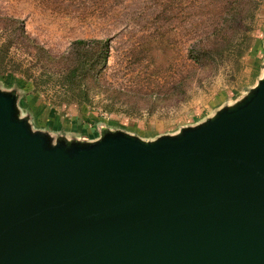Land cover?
Listing matches in <instances>:
<instances>
[{
  "label": "water",
  "instance_id": "1",
  "mask_svg": "<svg viewBox=\"0 0 264 264\" xmlns=\"http://www.w3.org/2000/svg\"><path fill=\"white\" fill-rule=\"evenodd\" d=\"M54 141L0 91V264H264V75L177 136Z\"/></svg>",
  "mask_w": 264,
  "mask_h": 264
},
{
  "label": "rangeland",
  "instance_id": "2",
  "mask_svg": "<svg viewBox=\"0 0 264 264\" xmlns=\"http://www.w3.org/2000/svg\"><path fill=\"white\" fill-rule=\"evenodd\" d=\"M200 4L0 0V91L14 94L18 117L53 142H94L105 132L144 142L177 136L241 103L264 75V0L242 9L231 46L216 62L188 75L189 45L214 20ZM78 40L102 41L107 48L106 62L84 65L87 103L63 89L58 75V58ZM86 55L73 51L65 63L88 61Z\"/></svg>",
  "mask_w": 264,
  "mask_h": 264
},
{
  "label": "trees",
  "instance_id": "3",
  "mask_svg": "<svg viewBox=\"0 0 264 264\" xmlns=\"http://www.w3.org/2000/svg\"><path fill=\"white\" fill-rule=\"evenodd\" d=\"M192 1V0H191ZM201 7L205 10L204 15L209 12L214 20L212 27L204 26L203 37L191 43L187 50V61L189 64L188 75H192L197 68L216 62V56L225 52L230 46V32L243 20L241 16L242 9L251 3L252 0H199ZM201 42H208V45L202 46ZM106 44L102 41L78 40L73 43L71 53L67 56L58 58L59 67L58 75L63 89L67 90L77 99L78 103L88 102L89 85L83 80V72L85 63L89 64L93 61L100 60L102 63L107 60ZM90 52L91 56L88 61L78 60L74 66L67 65L65 62L69 60L73 51ZM90 59L92 61H90ZM91 65V64H90ZM196 67V69H194ZM194 69V70H193Z\"/></svg>",
  "mask_w": 264,
  "mask_h": 264
}]
</instances>
